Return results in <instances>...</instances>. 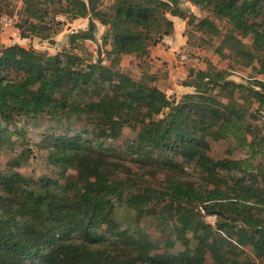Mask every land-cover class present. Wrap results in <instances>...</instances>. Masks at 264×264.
<instances>
[{
    "label": "trees",
    "instance_id": "16d2710c",
    "mask_svg": "<svg viewBox=\"0 0 264 264\" xmlns=\"http://www.w3.org/2000/svg\"><path fill=\"white\" fill-rule=\"evenodd\" d=\"M186 1L225 21L229 30L221 34L209 18L199 20L166 0H108L104 9L97 8L94 0H66L65 12L72 20L91 16L107 28L102 42L110 47L106 52L110 66L102 60L84 64L73 54L47 55L16 44L0 49V120L6 127L17 120L38 119L65 125L66 132L46 135L41 143L52 164L76 172L56 189L45 178L26 179L12 169L0 172V264H202L205 256L231 264L228 251L241 247H249L254 255L252 262L244 264H264L263 168L253 170L241 167L240 161L222 160L230 184L212 186L206 179L208 185L190 186L174 178L155 191L124 175L125 165L113 157L102 160L100 146L92 150L97 139H115L128 128L136 133L131 152L146 156L183 150L204 172L207 137L226 138L232 128L248 124L249 100L239 102L236 94L248 91L259 106L264 104V81L257 80L261 90H255L226 80L225 73L214 69H191L183 86L194 92L178 101L157 88L148 72L149 83L144 84L113 69L123 56L145 60L146 66L151 48L172 33L168 17L175 16L188 19V24L196 21L197 30L221 37L216 53L222 55L226 47L234 54L236 66L255 69L257 63L258 73L264 75V0ZM25 4L24 24L31 33H43L37 23H43L45 10L38 0ZM24 31L21 36L28 37ZM88 116L95 140L84 144L81 132L71 135L75 128L70 126L80 127ZM13 133L24 137L23 130ZM8 136L7 128L0 131V142ZM248 145L255 153L261 142L253 138ZM26 151L30 153L27 148L14 158V167L28 159ZM164 163L171 160L165 158ZM116 204L128 206L138 217L153 216L155 228L161 231L177 224L190 234L193 248L151 260L152 248L140 238L134 239L133 258L118 255L108 241L94 234L102 226L115 231ZM201 211L216 217L215 228L202 220ZM125 233L118 234L120 239H125Z\"/></svg>",
    "mask_w": 264,
    "mask_h": 264
},
{
    "label": "rangeland",
    "instance_id": "374dc122",
    "mask_svg": "<svg viewBox=\"0 0 264 264\" xmlns=\"http://www.w3.org/2000/svg\"><path fill=\"white\" fill-rule=\"evenodd\" d=\"M26 1L28 0L0 1V49L16 44L47 55L73 54L81 58L84 64L102 60L104 66H110L111 60L106 55L110 47L108 43L102 42L107 30L105 26L99 24L91 16L72 20L65 12L69 7L66 0H38L41 10H45L43 23H37L40 24L38 29L45 31L40 34L31 33L30 27L24 24L28 17L25 10ZM94 1L97 8L104 9L108 5V0ZM166 1L177 4L184 13L192 14L199 20L209 18L220 29L221 34H225L230 28L225 21L213 17L206 10L194 6L186 0ZM173 17L176 21L173 24L172 33L159 42L162 45L165 43L162 46L164 53L170 52L173 55L172 64H175V70L171 71L172 73L156 58L148 60V64L145 66V60L123 56L113 69L136 81L148 84V78H145V69L148 66V73L161 76V79L164 80L162 88L165 94L175 101H178L184 94L194 92V89L183 86L191 69L196 71L214 69L225 73L226 80L261 90L255 82L257 80L264 81V75L258 73L259 65L257 63L254 64L255 69L236 66L234 54L226 47H222V55L216 53L222 40L221 37H213L197 30L194 25L196 21L193 24H188V19ZM19 26L22 28L19 29ZM43 26L46 29H42ZM21 31H24L28 37H22ZM242 41L248 43L247 39ZM157 70H160L161 74L157 73ZM188 90L190 91L187 92ZM261 91L264 94V90ZM217 92L216 90L213 94H217ZM236 98L239 102H242L243 99L249 100L246 102L249 115L245 119L248 124L232 128V133L228 134L226 138L207 137L208 161L204 172L198 169V162L194 161L193 163L185 157L183 150L178 152L160 151L161 153L155 151L154 154L146 156L142 152H131L130 148L136 141V133L128 128H123L115 139H97L92 145V150L96 151L100 146L99 153L102 160L107 156L113 157L115 161L125 165L124 175L140 186L155 191L162 190L161 188L166 185V182L174 178L190 186L208 185L209 181L206 179L211 180L212 186L230 184L232 181L228 171L221 163L222 160L240 161L241 167L247 166L253 170L258 167L264 169V142L262 141L264 139V104L259 106L255 97H250L248 91H245L243 95L237 93ZM88 122H91L90 116L87 117L85 123L80 124V127L70 126V129L75 128L71 135L81 132L80 140L84 144L95 140V137L90 134L92 127ZM247 125H249L250 132H246ZM63 126L54 121L38 119L35 121L17 120L6 127L5 123L0 120V131L7 128L9 132V140L5 139L0 142V172L5 173L12 169L26 179L36 181L45 178L52 183L54 189L62 186L65 178L74 177L76 172L72 169H67L64 172L61 167L52 164L48 150L41 141L46 135L52 137L66 132L67 128ZM19 129L23 130L22 136L24 137L13 133ZM253 138L261 142L260 147L255 146V153L248 145ZM27 148L30 151V153L25 152L28 159L20 167H14L12 165L14 158ZM165 158L171 160V163H164ZM201 217L205 223L215 228V216L204 215L201 211ZM156 224L157 219L153 216L138 217L137 213L128 206L116 204L112 222L115 231L109 232L105 226H102L95 230L94 234L98 237L102 236V240L110 243L108 245L110 248L116 249L118 255L125 254L126 258L135 256L134 239L140 238L150 244V248H152L151 260H156L157 256L162 255L176 256L187 248H193L195 243L191 241L190 234L184 232L177 224L170 223L164 231L156 229ZM122 233L126 234L124 235L125 239H120L118 234ZM219 235L223 236L220 233ZM216 244L221 243L216 241ZM146 249L147 247H145ZM228 254L232 260L231 264H244L246 261L254 260V255L249 247H241L233 252L228 251ZM149 264L157 263L151 261ZM202 264L219 263L205 256V261Z\"/></svg>",
    "mask_w": 264,
    "mask_h": 264
},
{
    "label": "crops",
    "instance_id": "0c3cea01",
    "mask_svg": "<svg viewBox=\"0 0 264 264\" xmlns=\"http://www.w3.org/2000/svg\"><path fill=\"white\" fill-rule=\"evenodd\" d=\"M169 20L174 24L176 20H174V17L173 16H169ZM168 36V35H167ZM170 36V35H169ZM165 37V36H164ZM163 37V38H164ZM164 43V42H163ZM165 44V43H164ZM163 44V45H164ZM162 43L160 44H157L156 46L152 47L151 50H150V55H149V60H152L154 58L158 59L161 61L162 65L163 66H167L166 68L168 70H170V73H172L171 71H174L175 68H174V65L175 64H172V57L173 55L168 52V53H164V51L162 50ZM23 47V46H21ZM171 61V62H170ZM152 63V61H149V63ZM159 74H161L159 71L160 70H157ZM145 72H148V66L147 68L145 69ZM152 73H155V72H152ZM154 85L157 86V88H159L160 90L164 91L163 88H162V85L164 83V80L161 79V76H157L156 74H154ZM163 80V81H162ZM190 90H188L187 92H189Z\"/></svg>",
    "mask_w": 264,
    "mask_h": 264
}]
</instances>
